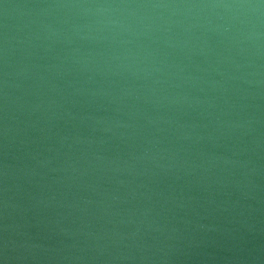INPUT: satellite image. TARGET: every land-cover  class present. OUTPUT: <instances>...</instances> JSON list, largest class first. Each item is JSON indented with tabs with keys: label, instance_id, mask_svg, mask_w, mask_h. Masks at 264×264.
Returning <instances> with one entry per match:
<instances>
[{
	"label": "water",
	"instance_id": "obj_1",
	"mask_svg": "<svg viewBox=\"0 0 264 264\" xmlns=\"http://www.w3.org/2000/svg\"><path fill=\"white\" fill-rule=\"evenodd\" d=\"M234 2L0 0V264H264V8L136 7Z\"/></svg>",
	"mask_w": 264,
	"mask_h": 264
},
{
	"label": "clouds",
	"instance_id": "obj_2",
	"mask_svg": "<svg viewBox=\"0 0 264 264\" xmlns=\"http://www.w3.org/2000/svg\"><path fill=\"white\" fill-rule=\"evenodd\" d=\"M47 7H94V8H113V7H126L127 5L117 4H72V3H61V4H49ZM136 7H152V8H164V7H186V8H202V7H223V8H236V9H261L264 8V0H259V3L248 2V0H239L234 3H223V4H195L188 3L182 5L176 4H146L136 5ZM7 170V166H6ZM7 259V257H5Z\"/></svg>",
	"mask_w": 264,
	"mask_h": 264
}]
</instances>
